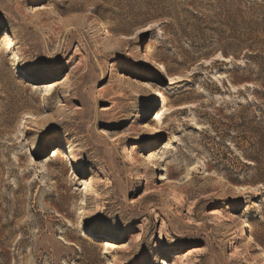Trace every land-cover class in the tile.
I'll use <instances>...</instances> for the list:
<instances>
[{"label": "rangeland", "instance_id": "rangeland-1", "mask_svg": "<svg viewBox=\"0 0 264 264\" xmlns=\"http://www.w3.org/2000/svg\"><path fill=\"white\" fill-rule=\"evenodd\" d=\"M6 35L0 264H260L264 0H0Z\"/></svg>", "mask_w": 264, "mask_h": 264}, {"label": "bare ground", "instance_id": "bare-ground-1", "mask_svg": "<svg viewBox=\"0 0 264 264\" xmlns=\"http://www.w3.org/2000/svg\"><path fill=\"white\" fill-rule=\"evenodd\" d=\"M12 38H13V36H12ZM10 36L9 35H6L3 39H2V44L0 45V48H6L7 46H8V43L10 42ZM139 54V53H138ZM143 55V54H142ZM146 54H144V56H145ZM28 78H30V80H32L33 78L32 77H28ZM142 87H143V89H145L147 92H149V93H151L152 91H153V89H152V87H151V84L150 83H148V82H143V84H142ZM144 129L146 130V131H150L151 132V130H152V128L149 126V125H147V124H145V126H144ZM145 145H147V144H145ZM149 145V144H148ZM150 146V145H149ZM145 148H146V146H144ZM50 156H49V159L50 160H57V159H59V161L63 164V166L66 168V169H71L74 165H75V163L73 162V160H71L70 158H67V157H65L62 153H59L58 151H55V150H53L52 152H50ZM148 161H150V160H148ZM77 165V164H76ZM82 184V186H84L85 188H87L88 187V183L87 182H81ZM238 201V200H237ZM237 206V205H236ZM230 218H231V220H233V221H237L238 220V218L235 216V215H231L230 216ZM243 228H244V226L242 225V224H240L239 225V227L237 228V230L238 231H241L242 232V230H243ZM256 243V241H255V239H254V237L253 236H250V237H248L247 238V244H250V245H253V244H255ZM102 248L105 250V253H107V252H109V250H112V249H114V250H116L117 252H115L117 255L119 254V253H121V251L122 250H124V249H126L127 248V246H125V245H123V246H119V247H117V246H115V244L113 243V242H109V241H104V242H102ZM257 261L260 263V264H264V251L263 250H261V249H259L258 250V254H257ZM164 264H175V263H164Z\"/></svg>", "mask_w": 264, "mask_h": 264}, {"label": "trees", "instance_id": "trees-1", "mask_svg": "<svg viewBox=\"0 0 264 264\" xmlns=\"http://www.w3.org/2000/svg\"><path fill=\"white\" fill-rule=\"evenodd\" d=\"M141 6H142L141 9L145 11V15H144V18H143V20H145V22L146 21L153 20L154 18H157L158 16H161L162 15V12H161L162 9L159 7L158 4H156L155 6H153L152 8H150L151 5H149L147 2H144L143 1V3H142ZM259 112L261 114V111H259ZM262 117H264V114H262ZM248 159L249 160H252V161H255L254 158L248 157ZM253 237H254V239L256 241L260 242L259 239H258V237L256 235H254Z\"/></svg>", "mask_w": 264, "mask_h": 264}]
</instances>
